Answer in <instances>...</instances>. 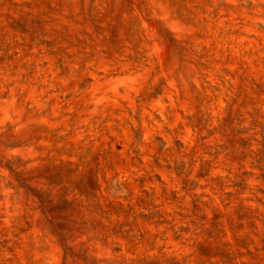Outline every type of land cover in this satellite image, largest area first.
Returning <instances> with one entry per match:
<instances>
[{
	"label": "rangeland",
	"instance_id": "rangeland-1",
	"mask_svg": "<svg viewBox=\"0 0 264 264\" xmlns=\"http://www.w3.org/2000/svg\"><path fill=\"white\" fill-rule=\"evenodd\" d=\"M0 264H264V0H0Z\"/></svg>",
	"mask_w": 264,
	"mask_h": 264
}]
</instances>
